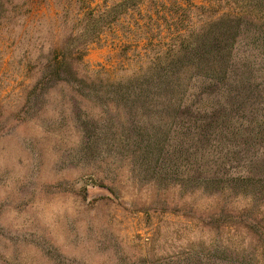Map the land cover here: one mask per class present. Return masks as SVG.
<instances>
[{
  "label": "rangeland",
  "instance_id": "1",
  "mask_svg": "<svg viewBox=\"0 0 264 264\" xmlns=\"http://www.w3.org/2000/svg\"><path fill=\"white\" fill-rule=\"evenodd\" d=\"M73 1L0 0V264H236L210 247L245 240L233 227L243 202L224 209L223 198L190 192L196 181L182 189L183 175L143 170L132 147L105 133L86 147L69 90L43 80L45 59L68 53L86 33ZM160 2L126 12L88 44L80 76L137 70L139 55L155 52L139 32L165 52L210 18H264V0ZM137 22L147 27L138 31Z\"/></svg>",
  "mask_w": 264,
  "mask_h": 264
},
{
  "label": "trees",
  "instance_id": "2",
  "mask_svg": "<svg viewBox=\"0 0 264 264\" xmlns=\"http://www.w3.org/2000/svg\"><path fill=\"white\" fill-rule=\"evenodd\" d=\"M160 1L104 0L92 8L88 0H74L75 23H87L86 33L74 48L67 46L68 53L62 49L45 59L43 80L69 90L75 129L86 147L105 133L120 147L134 149L139 168L170 179L183 175L187 180L177 185L182 189L196 181L189 191L223 198L224 209L243 202L233 227L247 232L245 240L234 245L218 240L210 250L236 264L263 263L264 18L249 11L210 18L178 34L165 52L161 40L139 32L155 52L140 54L137 70L112 79L100 69L93 81L77 70L88 44L99 41L105 29L126 12L140 14L144 3ZM152 120L159 122L156 128L145 125Z\"/></svg>",
  "mask_w": 264,
  "mask_h": 264
}]
</instances>
